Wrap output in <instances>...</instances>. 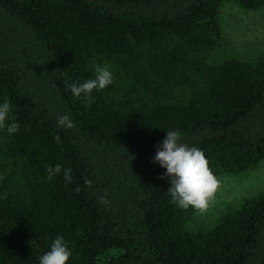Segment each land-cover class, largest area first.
Returning <instances> with one entry per match:
<instances>
[{"label":"trees","instance_id":"trees-1","mask_svg":"<svg viewBox=\"0 0 264 264\" xmlns=\"http://www.w3.org/2000/svg\"><path fill=\"white\" fill-rule=\"evenodd\" d=\"M264 0H0V264H38L57 235L67 264H264V193L209 229L171 204L153 161L166 130L203 150L215 176L264 162V55L210 59L219 10ZM107 64L87 104L67 85ZM68 114L72 129L57 126ZM11 122V121H9ZM63 171L52 180L46 168ZM103 201H107L104 203Z\"/></svg>","mask_w":264,"mask_h":264},{"label":"clouds","instance_id":"clouds-1","mask_svg":"<svg viewBox=\"0 0 264 264\" xmlns=\"http://www.w3.org/2000/svg\"><path fill=\"white\" fill-rule=\"evenodd\" d=\"M94 77L82 82L67 85L72 96L83 99L87 104L93 100V91L99 92L113 83V73L107 64L94 65ZM12 105L9 100H0V132L13 135L20 130L19 123L12 118ZM11 121V122H9ZM57 126L72 129L75 125L70 115L57 117ZM153 161L165 169L161 178H168L167 193L170 203L181 209L203 211L209 205L218 188L219 181L209 167L202 149L182 142V133L178 129L166 130L162 141L158 142ZM63 171L65 180H71V170L62 169L59 164L46 168L48 180ZM0 196V198H5ZM107 203V201H103ZM72 255L69 243L63 235H57L49 249L38 258V264H67Z\"/></svg>","mask_w":264,"mask_h":264},{"label":"rangeland","instance_id":"rangeland-1","mask_svg":"<svg viewBox=\"0 0 264 264\" xmlns=\"http://www.w3.org/2000/svg\"><path fill=\"white\" fill-rule=\"evenodd\" d=\"M221 46L210 59L220 63L229 58L252 61L264 55V7L248 11L232 1H224L219 10ZM219 184L214 197L203 211L194 209L191 229H209L246 199L264 193V162L237 174L216 176Z\"/></svg>","mask_w":264,"mask_h":264}]
</instances>
